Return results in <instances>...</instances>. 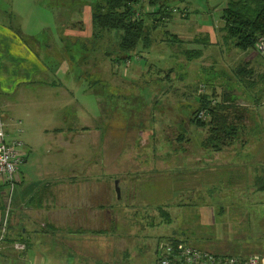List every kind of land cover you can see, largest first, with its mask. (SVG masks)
<instances>
[{"label":"rangeland","instance_id":"rangeland-1","mask_svg":"<svg viewBox=\"0 0 264 264\" xmlns=\"http://www.w3.org/2000/svg\"><path fill=\"white\" fill-rule=\"evenodd\" d=\"M192 2L198 10L204 11L198 0ZM169 8L178 10L175 14L178 17L173 26H160L156 23L160 36L157 37V33H154L155 52L147 54L138 50L131 54L130 61H122L117 67L120 76L115 78L110 74L115 68L108 59L96 67L94 62L97 61L99 53L104 52L105 55L109 51L114 52V46H118L119 39L113 34L100 42L101 45L91 37L79 38L75 43L71 38V31H66L68 24L60 25V19L72 20V17L63 16V13L71 10L70 0H0V25L11 31L15 28V34L10 32V35L20 37L18 40H4V48L0 47V60L15 59L11 53L12 47H18L22 42L29 52L35 53L33 57L24 58V63L7 64L5 61L3 65L0 64V76H5L6 72L10 77L13 70L27 75L28 81H19L14 85L0 80V111L4 122L13 130L12 136L24 145V152L29 158L27 164L21 166V172L16 177L13 196L11 197L7 187H0V222L3 220L0 224V256L8 257H0V264H77L78 250L82 251L83 256L89 253L86 249H81L83 240L101 229L105 233L111 230L109 236L114 238L117 244L109 239L106 246L115 256L120 248L123 250L127 247L128 251L132 249L131 246L136 248L141 236L137 239L133 236L129 222L122 231L131 229L115 239L117 235L122 234L121 227L114 223L117 222L115 213L118 210L123 213L124 206H119L123 199L136 203V210L142 212V221L147 223L139 224V229L147 230L142 236L147 246V250L142 254L143 259L127 258L124 264H156L155 243L159 237L172 235L174 228L180 238L183 237L181 232L184 230L189 243L204 250L245 255V252L251 249L246 256L260 255L264 223L259 220L260 217L248 218L244 214L248 215L247 212H250L258 215V208L259 212L264 211V203L260 202L257 209H243L237 202L236 205L229 203L234 199L230 194H225L227 188L215 187L214 191L210 189L209 179L208 188L203 183L198 184V180L194 179L195 175L199 177L195 168L193 172H181V158L184 154L193 162H197L195 157L218 153L230 157L255 153L264 159L263 130H259V134L257 129V135L254 133L243 138V145L238 142L221 152L208 151L202 146L207 137V130L193 126L190 118L186 116L192 117L190 111L198 106L196 98L201 95L200 89H204L203 94L209 92L207 86L202 88L200 84L209 80L208 82L214 85L211 77H203L202 68L215 66L216 71H220L218 73L228 75L232 72L233 77H236L233 70L246 56L238 53L233 46L220 49L218 45L208 49L201 44L186 46L179 42L172 43L173 34L181 39L184 32L192 30L193 25H181V15L184 17L187 13L181 0L171 1ZM73 11L72 9L71 12ZM220 14L221 16L213 17L200 15L198 21L207 27H213L218 22L224 25L222 13ZM76 23L80 24L79 21ZM194 28L196 30L195 26ZM74 29L75 35L84 34L79 32L78 27L75 26ZM216 29L220 30L218 27ZM10 30L3 33L7 35ZM25 31L32 33V42L25 43L21 39L23 36L27 37ZM150 35L153 36V31ZM188 38L193 37L190 35ZM5 45L9 46L8 49ZM169 46L173 47L175 54ZM223 46L224 43L221 47ZM190 50H202L203 57L194 59L196 61L188 66L184 55ZM113 55H119V52ZM251 56L247 58L252 59ZM83 58L87 59V62ZM33 62L39 63L43 71L36 72L37 67ZM97 63L99 64V60ZM171 70L174 71V76L170 75ZM187 70L192 72L185 76ZM98 71L103 73L98 74ZM214 76L217 77L214 87L219 88L220 93L225 90L222 89L225 84L224 77ZM233 77H230L229 83H234ZM104 79L106 84L116 87L113 91L118 93L119 97L112 102L109 95H106L103 99L105 112L102 113L103 106L95 92L99 91L103 95ZM88 84H93L92 91L89 90ZM122 84H125L126 90L121 87ZM235 84L238 89L242 83L237 80ZM241 92L242 89H239L234 93L241 96ZM124 94L126 97L120 98L124 97ZM156 99L161 104L154 107ZM238 105L244 109L243 106L247 105V102L240 101ZM185 106L189 108L183 114ZM107 115L113 116L110 122ZM140 115L146 121V128L139 127ZM129 116L132 122L131 127L127 128L129 122L126 118ZM153 116L155 117L152 119ZM254 122L248 121V130L255 128ZM84 128H90V132L84 131ZM181 135H184L182 142ZM88 161L91 162L90 165ZM217 161L214 160V163ZM96 163H99V169L91 176H84L86 174L83 171L78 182L68 177L74 167L90 169L89 166L94 168ZM260 165V175H264V161ZM190 167H193L192 163ZM185 173L190 176L181 177V174ZM181 178L185 186H181ZM262 179L264 181V176ZM191 180H195L197 184H193ZM117 181L120 182V199L116 193ZM258 185L260 186V181L256 179L253 186L231 187H241V194L246 197L252 193L250 188L259 189ZM46 187L49 188L48 192L43 191ZM224 189L225 195L220 193ZM176 191H179V194ZM42 195V206L39 207L37 203L35 207L32 199L41 198ZM169 201H172V205L167 204ZM220 202L225 205L226 213L216 216V223L212 217V208L216 206L215 210L220 213ZM162 204L170 208L171 226L166 224L167 221H164L159 212L158 206ZM234 207H237V210ZM126 210L131 215L136 211ZM152 217L157 223H148ZM6 219L9 230L7 233L11 235V241H6L7 234L1 241ZM45 223L54 225L55 229L49 230L47 225L45 228ZM187 225L193 226L189 233H186ZM68 229L90 232L81 237L79 234H71ZM77 237L82 239L76 241ZM49 238L53 239V246H45L44 241L48 242ZM122 238L129 242L126 244ZM13 239L18 240L14 242ZM74 241L76 255L71 257L67 255L65 248L67 243ZM17 243L25 247L31 243L35 247L27 249L26 253H20L26 248L19 251L15 247ZM115 246L117 251L113 252L111 248ZM256 246L260 248L258 251L253 250ZM100 254L106 256L102 259H111L112 254H108L106 250ZM119 261L121 262L120 259ZM80 264L96 263L91 258L83 257Z\"/></svg>","mask_w":264,"mask_h":264},{"label":"trees","instance_id":"trees-1","mask_svg":"<svg viewBox=\"0 0 264 264\" xmlns=\"http://www.w3.org/2000/svg\"><path fill=\"white\" fill-rule=\"evenodd\" d=\"M140 3H143L142 0H101L97 2L92 10V23H93V32H92V39L95 41L103 42V40L108 37L115 34L118 36L119 43L118 46H114V52H107L105 53V57L111 58L113 57V54H117L118 52L121 56V58H118L119 61H130V55L134 54L138 50L144 51L145 49H149V47L152 44L151 39V32L156 29V23L165 24L169 23L173 20V18L177 17L175 14H177L178 10H171L169 8V2L167 0H148V5L153 8L147 15H139V10L136 9V6ZM221 4L217 7V10H220L222 13V19L224 21V26L218 30V33L222 39L221 42H218L217 44L224 43L225 46L221 47L220 49H226V47L233 46L236 50L246 53L251 51H256V45L258 43V40L261 37H264V0H223L220 2ZM143 8V6L140 8V10ZM156 9V10H155ZM187 11V10H186ZM182 13V12H181ZM148 21L152 22L153 26H148ZM172 43H177L176 40H173ZM182 43V41H181ZM200 44L204 46H209L208 42L202 41ZM216 44V45H217ZM101 45V44H100ZM211 45V46H216ZM217 45V46H218ZM142 53V52H140ZM203 52L202 50H192L186 52V59L188 61H192L197 58H202ZM84 59V58H83ZM85 62H87V59H84ZM95 66H98L99 64L97 61L94 62ZM211 68V69H210ZM215 66L209 67L208 69L202 68V73L204 78H214V75H221L224 80V85L222 86L221 92L219 93V88L214 87L216 85H213L209 83V80H205V82L200 84V87L205 88L207 86L209 89V92H206V94L202 93L204 89H200L201 95L199 98H196L198 100V106L193 111H190V114L192 113V117L190 115H186L188 118H190V121L193 126L202 129L207 130V137L202 144V146L208 150V151H214V152H221L224 148L240 143L243 145V138L256 134H260L258 132L261 127L264 125V121L262 119L263 115V108L261 107L264 102V88L260 91V93H254L253 95H246L242 94L237 95L234 92L236 91L234 83H229L231 80L230 77H233L232 74H221L218 73L220 71H216ZM233 71L236 72V77L233 78H239V80L245 85L247 81L244 79L245 75V68L241 67L240 69H234ZM225 72V71H224ZM252 74V73H251ZM203 78V81H204ZM204 85V86H203ZM258 89L257 85L250 84V91H255ZM213 93H212V91ZM100 100V104L103 106V112H105L104 106L105 101L103 100L106 95H109L110 101H116L119 97L118 93H115L113 90L108 93H103L101 95L98 92H95ZM125 98L126 94L123 95ZM240 101H246L247 105L243 106L244 109H241L238 104ZM161 104V102H158L156 99L154 102V107L156 105ZM153 107V108H154ZM186 111L189 108L188 106H185ZM240 108V109H238ZM204 113L205 116L202 117L201 114ZM259 115V118H258ZM110 122L113 118L112 115H107ZM131 116L126 118V121L129 123L127 124V128L131 127L130 118ZM155 116L152 117V119ZM139 127L143 128L146 125V121L142 119V116H139ZM256 119V120H255ZM255 121V128H251V130L247 129V123L248 121L251 122ZM106 122V123H108ZM263 123V124H262ZM108 126H106L107 128ZM146 128V126H145ZM98 129V128H97ZM90 128H84V131H89ZM101 131V130H100ZM107 131V130H106ZM262 132V130H261ZM248 134V135H247ZM257 135V134H256ZM103 136V135H102ZM105 136V131H104ZM183 136L181 135V142L183 140ZM102 138V137H101ZM28 158V155L26 153V158ZM23 165V164H22ZM21 172V171H20ZM193 174V173H192ZM187 176H190L189 174ZM200 177H194L195 180H198V184L202 179L208 180V174L202 175V178ZM195 180H191L193 184H197ZM260 181V186L258 185V188L264 189V181L262 178L258 179ZM184 181L181 178V186H185L182 184ZM259 184V182H258ZM49 188H44V192H48ZM42 191V190H41ZM176 193L179 194V191H176ZM42 199L44 200V196L42 195L41 198L34 197L32 199V203L35 204V207L38 205L39 207L42 206ZM128 201V200H127ZM38 203V204H37ZM172 205V201H169ZM233 204L232 202H230ZM33 204V206H34ZM37 204V205H36ZM221 204L220 213L215 211V217L220 215H225V205ZM183 204H181V207ZM230 207V206H228ZM166 206H159V211L163 215H166L167 219H170V215L168 211L166 210ZM235 210H237V207H234ZM240 207H238V210ZM224 211V212H222ZM219 213V214H218ZM246 217H255L256 215L251 214L244 215ZM110 217V216H109ZM192 217V216H187ZM199 218V216H197ZM224 218V217H222ZM111 221V218H109ZM260 221L264 223V216L259 218ZM3 220H1L0 224ZM241 222H243L241 220ZM228 223V222H227ZM225 223V224H227ZM224 224V223H222ZM55 229L54 225H48L44 224L45 228ZM193 226L187 225L186 233H189L193 230ZM9 231V230H8ZM71 232V231H70ZM111 230L108 231L110 233ZM184 230L182 233L183 237L175 239V241L180 242H186L189 243L188 238L184 234ZM96 233H105L103 229L97 231ZM43 235V234H41ZM45 236V235H43ZM6 241H11V235L7 233ZM14 242H17L18 239H13ZM263 244L261 246V249L259 250L261 257H264V238ZM257 242H260L259 240ZM191 244V243H189ZM193 245V244H192ZM32 247L31 243L27 244L25 247L26 250L24 252L20 253H26L27 249H30ZM199 248V247H198ZM202 249V248H201ZM211 252H214L215 254L222 255V256H228V257H238L242 258L244 260L248 259L250 255H243V254H225L222 252H219V250H211ZM234 254V255H233ZM3 256V255H2ZM23 256V255H22Z\"/></svg>","mask_w":264,"mask_h":264},{"label":"crops","instance_id":"crops-1","mask_svg":"<svg viewBox=\"0 0 264 264\" xmlns=\"http://www.w3.org/2000/svg\"><path fill=\"white\" fill-rule=\"evenodd\" d=\"M99 1H101V0H70L71 10L73 9L74 11L71 12V10H69L67 13H63V16L72 17V20H66L65 21L63 19H60V25H61V23L64 26L68 24L67 27H69V28L68 29L66 28V31H71L73 37H71V36L70 37L74 40L75 43L78 42L77 39H79V38H89V37L92 38V32H93V23H92L93 10H92V8ZM167 1L170 3L173 0H167ZM198 1H199L200 6H201V9H203L204 11L198 10L195 7V5L193 4L192 0H181L183 5L186 6V10H187V13L184 15V17H182V15H181V25H183L184 27H189V26L193 25V28L190 31L184 32V36H182L181 39L178 36H176L175 34H173L174 35L173 40H176V42L177 43L179 42L180 44L182 41V43L186 46H191L193 44L199 45L200 42L202 43V41H205V42L209 43V46H205V47L208 49H210V48L212 49L218 45L217 44L218 42L222 41V39L218 33V29H216V28L217 27L221 28L224 25H222V24H220V22H218V23H215L213 25V27L204 26V25L199 23L198 16H200V15H203V17H208V16L213 17L214 15H220L221 16V14H220L221 11L217 10V7L221 4L220 2L223 0H198ZM142 2L143 3H140L139 5L136 6V9L139 10V15L141 14L144 16V15H147V13H149L153 8H151L148 5V0H142ZM144 2H146V3H144ZM142 6H143V8L140 10V8ZM77 17L80 18L78 20L80 22V24L76 23V22H78ZM177 17L173 18V20L171 22L165 23V24L173 26ZM222 22H224V21H222ZM148 24L151 26L153 23L148 21ZM190 24H192V25H190ZM162 25L163 24H161L160 26H162ZM75 26L78 27V29L80 30L79 32H81V33L84 32V34L75 35L74 34L76 32L74 29ZM183 26H182V28H183ZM194 26L196 27V30H195ZM70 28H71V30H69ZM7 30H10V29L0 25V32L3 33V31H7ZM12 30L13 31L10 30L7 35L5 33L0 34V47L4 48V43H3L4 40L10 41L11 39L12 40L20 39L19 36H11L10 35V32H13V34H15L14 32L16 31V29L12 28ZM26 30L27 31H33V29H26ZM158 31H159L158 29L153 30V36L151 35L152 44L149 47V49L144 50L145 53L149 54L150 52L154 51V49H153L154 44H155L154 33H157V37L160 36ZM25 33H26L27 37L23 36V38L21 37V39L25 43H26V41L32 42V33H29L26 31H25ZM86 33H89V35ZM18 34H20V33H18ZM190 35L193 38H188V37H190ZM117 39H118V36H117ZM173 40L171 42H174ZM221 44H219V46ZM211 45H216V46H211ZM5 47L8 49L9 46L5 45ZM169 47H171V46H169ZM66 48H68V47H66ZM171 48L173 51V47H171ZM190 51H192V50H190ZM236 51L238 53H242L238 50H236ZM11 53L15 56V59H12V60L1 59L0 64L3 65L5 61L7 64H12V63L15 64L17 62L24 63V62H22V60L24 58H26L27 56L33 57L35 55V53H33V52L31 53L27 50V48L23 42L18 47H15V48L12 47ZM173 54H175L174 51H173ZM242 54H244L246 57L245 58L243 57L240 60V63L236 66V69L237 68L240 69L241 67L245 68V74H248V75H245L244 79L247 81V83L245 85H243V83L239 80V78L238 79L234 78V80H233L234 84L233 85H235V89H236L237 88V85L235 84L236 81L238 80V82L242 83L240 85V87L238 89H236V91L239 89H242L241 94L244 93L246 95H248V94L253 95L254 93H260V91L263 90V88H264V58L261 55H259L256 51H251V52H246V53L244 52ZM6 55H7V57L9 56L8 51L6 52ZM119 55H120V53H119ZM119 55H113V57L108 58V60L111 62V64L115 68V71L112 70V72L110 74H112L113 77H115V78L120 76L118 73L117 67L123 61V60L119 61L118 58H121V56L118 57ZM251 55H255V56H251ZM184 56L186 57V53ZM247 56H251L252 59H250V57L248 59ZM2 57H4V55ZM11 58H13L12 55H11ZM105 59L107 61V58L105 57L104 52L99 53L98 59H97V61L99 60V65L104 63ZM197 59H199V58H197ZM185 61H186V65L190 66V63H193L196 60L195 61L194 60L188 61L186 59ZM33 63L37 67V69L35 70L36 72H40V71L42 72L43 71V69L39 66V63H36V62H33ZM261 64L263 67H261ZM29 66H31V64ZM143 69L146 70V68H143ZM29 71H31V70H29ZM44 71H45V69H44ZM191 72H192V70L185 71V76H188ZM97 73L99 74V73H103V72L98 71ZM115 74H118V76H116ZM170 75L171 76L175 75L173 70H171ZM216 78L217 77L210 78L214 82V85H215ZM0 80L2 82H9L13 85L18 83L19 81H23V82L28 81L27 75L19 73L15 70H13V73H12V75H10V77H8V74L6 72H5V76H2V74H1ZM135 80H136V77H135ZM102 81L104 82V84H103V89H105L104 94L111 92L113 89L116 88L113 85L106 84L105 79ZM94 83H95V81H94ZM251 83L257 85L258 89H256L255 91H250V84ZM93 84H88L89 90H91V91L93 90V89H91ZM135 84L136 83H134V86L136 88ZM211 84H212V82H211ZM121 87L126 88L125 84H122ZM132 88H133V86H132ZM99 102H100V100H99ZM152 102H153V100H152ZM179 103H180V108H182L183 105L181 104V101ZM261 107L263 108L262 114H264V102H263V105ZM185 111H186V109L183 110L182 113L184 114ZM0 115H2L1 111H0ZM262 119L264 121V115H263ZM263 126L261 127L260 130L264 131ZM8 128L9 129L11 128L9 124H8ZM10 130H12V129H10ZM88 132H90V131H88ZM101 136H102V133H101ZM71 147L74 148L75 146H71ZM207 155H209V154H207ZM165 156H167V155H165ZM216 156H218V157H216ZM195 158H197L196 159L197 162H193V160L190 157H186V155L184 154V157L181 158V160H182L181 172H183V173L184 172H193V169L195 168V171H198L197 175L200 178L202 175L208 174L210 189L214 190L215 187H223L225 189L227 188L228 189L227 192L224 189L220 193H222L223 195L230 194L234 200L229 201V203L232 202L234 205H236V202H237V204H241L240 207L243 209L244 208L257 209L258 208L257 205H260L259 204L260 202L264 203V189H260V188L255 189L253 187L254 190H251V188H250L249 191L252 193H249V194H247L248 196L243 197L241 194V191H242L241 187H231V186H241V185L253 186L254 180H256V179L258 180L259 178H262V176H264V175H260L262 173L261 169H260V167H261L260 164H261V162L264 161V159L261 158L259 155H255V153H253V154L251 153V154L243 155L240 157L239 156L230 157L229 155L223 156L222 153H218L216 155H210V156L201 155L200 157H195ZM28 159L29 158H27L23 164H27ZM190 160H191V162H190ZM214 160H218L217 163H214ZM89 162L90 161H88V165H90V163H91V162L90 163ZM199 162H201V164H199ZM191 163H192L193 167H190ZM196 165H199V166H196ZM200 165H201V167H200ZM104 167H105V165H104ZM89 168L90 169H88V168L76 169V167H74V170H70L71 172L68 171V172H70L68 177L71 178L72 181L78 182L79 179H81V174H83L82 173L83 171L85 172L84 174H86L84 176H91V174H94L96 169H99V163H96V166L94 168H91L90 166H89ZM63 171H65V170H63ZM222 173H224V174H222ZM188 174L189 173L181 174V177L183 175L187 176ZM84 176H82V177H84ZM200 183H203V185L207 186V188H208V180L202 179L200 181ZM243 188H246V187H243ZM224 191H225V194H224ZM73 192H74V190H72V193ZM218 192H219V190L216 191V193H218ZM247 193H248V191H247ZM167 204L170 205L171 203L168 202ZM221 204H223V203L220 202L219 205H221ZM121 205L124 206L123 213L121 210H118L117 213H115L117 216V219H116L117 222H115L114 224H116V225L118 224L119 225L118 227H121L122 234L117 235L115 239H117L118 236L126 234L131 229L130 228L127 232L122 231L124 229V226L127 225V223L129 222L130 225L132 226L133 236L134 237L136 236L135 237L136 239L138 236H141L140 242H138V240H137L139 245L136 248H134L133 246L130 247V248H132L131 250H133L135 253L131 250L128 251L129 248L127 249V247H125L123 250H121V248H120L119 251L117 252L118 255L115 256V254L114 253L112 254L111 250L109 248H107V246H106L107 240L112 239L114 241V238L109 236V234L111 232L110 233H100V234L94 232L95 233L94 235H92V236L90 235L87 237V239L83 240V245H82L81 249H86V251L89 253L84 254V256H83L82 251L80 252V250H78V254H77V259H78L77 261L78 262H77V264H80L81 259L83 257L88 258V259L89 258L93 259L96 264H101V263L102 264H124L127 262L126 259L131 258V257L134 259H138V260L143 259L142 254L147 250V246L145 243V239H143L142 236L147 233V230L146 229H139L140 223L141 224L146 223L145 221H142L143 220V217L141 216L142 212L139 213L140 211L136 210L137 209L136 203L126 201L125 199H123L122 204H120L119 206H121ZM219 205H217V206H219ZM162 206H166V205L162 204ZM179 206L180 205H178V207ZM215 207L216 206H214L212 208V210H213L212 217H213L214 221H215V213L217 212L215 210ZM126 209H135L136 211H135L134 215H131V214H129V212ZM158 209H159V206H158ZM166 210L169 212V215H171L170 208H166ZM247 213L249 215H251L250 212H247ZM256 213H258V215L255 214L256 217L264 216V211L259 212V208H258V211ZM139 214H140V217H139ZM160 214H161L162 218L164 219V221L165 222L167 221L166 224L171 226V224H169V223H171L170 222L171 216H170V219L168 220L166 215H163L162 213H160ZM135 215H138V216H135ZM244 215H246V214H244ZM129 218H131L130 219L131 221H129ZM148 223H154L155 224L157 222L152 217ZM250 223H252V222L250 221ZM68 230H69V232L71 231V234H74V235L79 234V236L81 235V237L85 233L90 232V231L88 232L86 230L82 231V229H79L76 231H73L70 229H68ZM81 237H77L76 241L79 240ZM83 238H85V237H83ZM177 238H180V236L177 235V231L175 228H174V233H172V235H168V236L162 237V238L159 237L155 243V245H156V250H155L156 256H158L159 251L165 245L169 244L172 241H175V239H177ZM122 240L125 243L129 242V240H127L125 238H122ZM256 240H258V239H256ZM76 241L72 242L71 244L70 243L66 244L65 249L67 251L68 256H71V257L74 256L75 257L76 251H74L75 248L73 247V245L76 243ZM44 243H45V246L46 245L53 246V244H54L52 238H49L48 242L44 241ZM114 244L116 245L117 242L114 241ZM57 246H58V243H57ZM34 247L32 246L31 249ZM257 247L258 246L254 247L253 250L258 251L260 248H257ZM111 249H113L112 251L114 252V250H116L117 248L115 246ZM104 250H106L108 252V254H112L111 259H110V257L109 258L107 257L108 260H106L105 258L102 259V257H106L105 255L100 254V252H103ZM250 250L251 249H249V251L245 252V254H248L249 252H251ZM0 257L8 258L7 256H4V255L3 256L1 255ZM23 258H24V256H23ZM119 259L121 260V262L119 261Z\"/></svg>","mask_w":264,"mask_h":264},{"label":"built area","instance_id":"built-area-1","mask_svg":"<svg viewBox=\"0 0 264 264\" xmlns=\"http://www.w3.org/2000/svg\"><path fill=\"white\" fill-rule=\"evenodd\" d=\"M256 52L264 58V37L258 40ZM201 116L204 117L205 114L202 113ZM12 133L13 130L8 128V124L0 115V187H7L11 197L16 189V177L26 158L24 145L13 137ZM7 226L6 219L3 223L1 241L8 232ZM15 247L19 251L25 249V246L20 243H17ZM156 264H264V257L254 255L244 260L238 257L218 255L186 242L172 241L159 251Z\"/></svg>","mask_w":264,"mask_h":264},{"label":"water","instance_id":"water-1","mask_svg":"<svg viewBox=\"0 0 264 264\" xmlns=\"http://www.w3.org/2000/svg\"><path fill=\"white\" fill-rule=\"evenodd\" d=\"M115 185H116V193H117L118 199H120L121 198L120 182L117 181Z\"/></svg>","mask_w":264,"mask_h":264}]
</instances>
